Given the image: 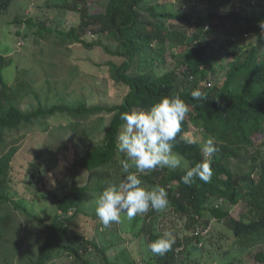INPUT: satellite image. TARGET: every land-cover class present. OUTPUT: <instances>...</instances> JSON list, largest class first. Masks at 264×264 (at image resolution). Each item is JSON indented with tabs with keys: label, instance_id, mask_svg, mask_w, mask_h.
<instances>
[{
	"label": "trees",
	"instance_id": "1",
	"mask_svg": "<svg viewBox=\"0 0 264 264\" xmlns=\"http://www.w3.org/2000/svg\"><path fill=\"white\" fill-rule=\"evenodd\" d=\"M146 1L66 3V8L80 14L81 22L61 31L65 41L91 48L98 43L88 41L87 31L91 28L117 41L116 50H107L123 58L120 63L109 62L111 77L127 88L121 103L111 106L55 103L48 107L38 104L23 110L10 98V86L3 74L8 63L0 54V143L7 132L29 128L36 119L49 118L58 112L67 113L74 122L88 121L101 112L113 114L102 144L75 156L76 179L60 197L53 195L57 218L46 227L40 251L30 258L29 264H90L87 254L91 250L98 251L105 264H119L110 261L106 252L110 245H101L90 234L76 232L73 226L77 223L92 226L85 203L87 193L94 190L95 172L125 159L116 150L124 123L121 113L147 110L164 96L179 95L190 107L173 149L183 162L177 169L157 168L141 179L143 185L164 187L171 209L187 219L177 230L171 251L162 256L152 253L129 264H184L189 244L208 240L215 221L227 225L242 248L253 249L264 242V0H163L145 7ZM12 2L0 0V10L8 9ZM188 3H197L200 10L187 11ZM234 5L235 9L226 10ZM182 47V51L177 50ZM169 62H175L173 68L159 74L158 68ZM197 89L203 94L200 100L191 96ZM193 128L213 138L217 151L207 158L213 169L211 182L197 178L189 186L181 177L205 159L201 149L207 141ZM181 135L196 143H187L180 139ZM15 152L13 149L0 158L2 230L11 218L1 215V210L7 203H13L6 189ZM243 155L250 170H234L232 158L237 160ZM97 189L103 190L99 186ZM241 201L245 203L244 210L241 217H235L232 207ZM161 216H166V211L151 208L142 216L140 233L144 232L149 243L164 233L158 229ZM210 217L217 220L210 221ZM138 221L136 217L134 224ZM208 226L209 231L203 233ZM104 230L109 233V226ZM104 233L98 229L96 238ZM61 252L71 261L58 263L57 255ZM252 255L255 261L264 264V249L254 250Z\"/></svg>",
	"mask_w": 264,
	"mask_h": 264
},
{
	"label": "rangeland",
	"instance_id": "2",
	"mask_svg": "<svg viewBox=\"0 0 264 264\" xmlns=\"http://www.w3.org/2000/svg\"><path fill=\"white\" fill-rule=\"evenodd\" d=\"M69 1L13 0L8 9L0 10V54L8 63L3 74L10 86L11 100L23 110L38 104L48 107L55 103L111 106L121 103L127 92L126 86L116 83L110 74L109 62L120 63L123 59L107 50L117 49L113 37L98 34L92 31L97 28H91L87 31L88 41L99 44L87 48L80 42L65 41L61 31H68L81 22L78 12L66 8ZM162 1L148 0L143 6ZM235 8L236 5L226 10ZM198 9L197 3L186 5L187 11ZM174 64L169 62L159 67L158 73L173 68ZM112 115L101 112L88 121L74 122L67 113L58 112L49 118L36 119L29 128L7 132L4 142L0 143V158L13 149L16 152L6 189L13 203H7L1 210V215L11 218L7 228L0 229V264H29L30 258L37 256L46 227L57 218V201L53 195L60 197L76 179L75 156L102 144ZM194 132L206 140L210 138L207 133L196 129ZM232 163L234 170H250L245 155L237 160L232 158ZM119 165L120 162L95 172L94 190L87 193L85 203L92 226L82 227L77 223L73 229L90 234L103 246L110 245L106 252L111 262L129 264L152 254L148 237L144 232L140 233L144 214L136 216L139 221L135 225L136 217L129 221L122 213L121 221L111 223L110 232L104 233L95 213L96 199L102 191L110 184H118L126 175ZM98 186L103 188L101 192ZM143 186L153 188L149 184ZM244 207L245 203L241 201L231 212L235 217H241ZM162 211H166V216L158 219L159 231H170L175 236L187 218L174 212L169 204ZM212 227L208 240L189 244L184 252V264H260L255 261L252 251L264 249V242L253 249H245L236 243L235 235L227 225L215 221ZM98 229L103 230L101 238H96ZM203 231L208 232L209 226ZM87 257L90 264H105L98 251L91 250ZM57 259L58 263L71 261L63 252L58 253Z\"/></svg>",
	"mask_w": 264,
	"mask_h": 264
},
{
	"label": "clouds",
	"instance_id": "3",
	"mask_svg": "<svg viewBox=\"0 0 264 264\" xmlns=\"http://www.w3.org/2000/svg\"><path fill=\"white\" fill-rule=\"evenodd\" d=\"M264 27V25H262ZM194 100H200L202 92L192 91ZM190 112L189 105L179 95L161 97L147 110H131L121 113L122 130L117 137L116 150L125 159L120 161L122 176L118 184H110L96 199L95 213L104 228L111 223H119L124 213L131 221L151 208L156 212L165 210L169 204L168 192L164 187L148 189L141 177L157 168L177 169L181 157L173 152L181 125ZM187 143L196 140L181 135ZM205 159L195 163L181 177L185 185H191L198 178L204 183L211 182L213 169L208 157L216 151L214 139L209 138L201 149ZM134 169V171H132ZM175 236L165 231L148 245L155 255H164L172 250Z\"/></svg>",
	"mask_w": 264,
	"mask_h": 264
},
{
	"label": "built area",
	"instance_id": "4",
	"mask_svg": "<svg viewBox=\"0 0 264 264\" xmlns=\"http://www.w3.org/2000/svg\"><path fill=\"white\" fill-rule=\"evenodd\" d=\"M204 232V231H203ZM202 243V242H201Z\"/></svg>",
	"mask_w": 264,
	"mask_h": 264
}]
</instances>
